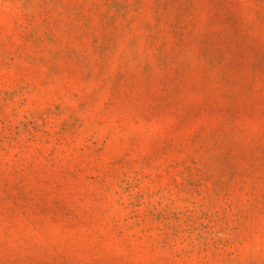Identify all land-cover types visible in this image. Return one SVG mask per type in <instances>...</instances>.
I'll list each match as a JSON object with an SVG mask.
<instances>
[{"label":"rangeland","instance_id":"rangeland-1","mask_svg":"<svg viewBox=\"0 0 264 264\" xmlns=\"http://www.w3.org/2000/svg\"><path fill=\"white\" fill-rule=\"evenodd\" d=\"M0 264H264V0H0Z\"/></svg>","mask_w":264,"mask_h":264}]
</instances>
